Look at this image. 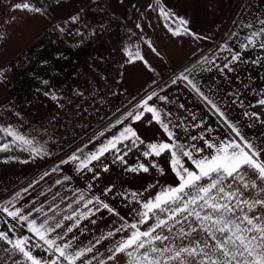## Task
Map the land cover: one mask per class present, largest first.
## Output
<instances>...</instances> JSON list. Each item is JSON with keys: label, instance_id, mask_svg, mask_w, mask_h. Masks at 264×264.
I'll use <instances>...</instances> for the list:
<instances>
[{"label": "snow or ice", "instance_id": "6c2138e0", "mask_svg": "<svg viewBox=\"0 0 264 264\" xmlns=\"http://www.w3.org/2000/svg\"><path fill=\"white\" fill-rule=\"evenodd\" d=\"M53 2L61 5V0ZM261 3L264 4V0ZM51 7L49 0H3L0 2V12L10 11L13 14L7 19L0 16V27L11 25L17 19L15 13L46 18ZM146 11H155L166 22L167 31L174 37L189 36L197 41L212 39L193 31L188 19L162 5L161 0H150ZM141 17L145 18L144 13H141ZM69 19L73 23L78 22L80 13ZM55 27L62 33L65 31L59 24ZM135 27L143 33L140 23ZM241 27L247 30L243 39H240V33H229L237 41V47L225 41L216 52L210 50L182 71L174 73L170 84L158 83L156 76L159 74L147 59L148 52L163 59L150 38L141 36L146 51H142L139 45L124 49L127 58L121 67L139 63L145 72L153 74L142 89L143 94L138 93V98L132 96L130 107L124 111L117 109L120 115L111 123L110 129L119 127L118 134L114 133L106 143L87 154L82 148L77 149L50 172H44L39 180L0 202V222L7 226L0 230V242L4 245L0 264H264V139L249 140L242 132L239 121L231 119L225 111L224 100L216 99L219 88L215 84V77L210 78L214 82L211 86L199 78L203 72H217L231 82L233 79L239 80V76L230 74L238 73L242 64L264 68V15L245 21ZM90 35L96 36L97 30L93 29ZM3 38V33H0V39ZM250 51H256L257 55L251 58L248 55ZM224 52L228 55H220ZM4 79L6 73L0 69V81ZM42 83L47 85L49 82L44 80ZM240 83L243 88H248L243 80ZM178 84L191 90L207 105L208 111L229 130L226 136L213 135L215 129L200 120L192 127L202 131L181 141L173 130L180 124L172 122L170 110L158 106L173 103L167 90ZM44 95L50 93L44 92ZM258 95L257 104L248 107L259 106L261 111L243 112V116L252 122L248 127H253L255 123L264 125V91ZM228 96L232 98V104L239 102L243 106L239 92H229ZM51 99L55 101L58 98L52 95ZM179 107L184 109L185 105L180 104ZM192 120H196L195 115ZM138 122L159 125L168 139L146 143L133 127ZM0 133L11 137L10 142L0 144V152H8L16 147L28 151L33 159L50 155L34 139L12 126H0ZM99 135L104 136L105 133L102 131ZM197 141H202V144ZM145 144L146 150L141 155L151 162L128 166L125 170L149 173L150 169H156L164 175L165 168L151 158L167 154L168 168L175 180L172 184L160 186L154 194L150 189L157 188L159 182L150 185L144 190L149 193L148 196L144 192L132 191L129 200L128 193H118L129 204L134 202L138 205L130 209L131 220L101 196L93 194L86 198L81 189L72 190L76 198L71 199L63 209L60 204L68 198L62 197L60 202H56L59 192L53 194L52 202L45 201L39 206L35 199L20 203L34 184L51 173L62 172L61 165L73 163L78 173L91 172V179L97 180L100 175L96 171L97 163L101 165V171H109L108 164L102 160L106 154H112L113 164L127 165L129 153L140 150V146ZM10 159L14 158L9 157L3 162L7 163ZM71 179V176L63 175L54 185ZM113 187H107L103 195L111 193ZM91 189L92 184L89 183L88 190ZM104 212L113 218L109 222V230L93 236L84 244L80 236L89 231L88 224L96 225L97 220H103ZM25 228L30 235L17 234L18 229ZM36 249H41L44 255L34 254Z\"/></svg>", "mask_w": 264, "mask_h": 264}, {"label": "rangeland", "instance_id": "374dc122", "mask_svg": "<svg viewBox=\"0 0 264 264\" xmlns=\"http://www.w3.org/2000/svg\"><path fill=\"white\" fill-rule=\"evenodd\" d=\"M84 1L88 2L87 55L85 42L83 45L79 43L80 54L68 51V56L57 58L55 73L54 66L50 65V67H44L47 72L40 73L39 80H36L32 73L23 75L14 71L11 75L12 80L39 81L41 85H43L42 81L53 79L55 75L57 85L50 89L41 87L26 90L28 96L31 95L29 91L34 92L35 104H29L31 102L29 100V102L19 103L21 110L19 116H14L10 112L2 122V126H12L28 138L34 139L50 155L33 159L28 151L22 152L16 147L8 152H0V162L9 157L14 158L7 162L8 169L6 167L0 169L1 178L6 181L5 184L0 183V202L6 201L17 191L39 180L44 172H50L62 159H67L77 149L82 148L87 154L95 151L102 143H106L114 133L118 134L119 127L110 129L111 123L120 115L117 109L124 111L130 107L131 97L137 96L138 93L142 95V89L153 76L152 73L145 72L139 63L135 66L121 67L127 58L124 49L139 45L142 51H146L141 36L150 38L163 57L160 59L150 52L147 54V59L159 74L157 79H170L174 71L178 69L182 71L192 64L193 59L191 60L190 56L196 51L218 46L229 33L246 31L241 27L245 19L251 21L257 15H264V4L261 0H161L162 5H166L179 16L188 19L193 31L212 38L208 41H197L189 36H172L165 27L166 22L159 18L155 11H146L150 0ZM141 13H144L145 18L141 17ZM83 16H86V11L83 12ZM137 23L143 26V33L135 27ZM93 29L97 30L96 36L90 35ZM80 55H83L82 60ZM27 57L25 59H29V65L33 66L35 59L32 53ZM12 64L17 66V59H14ZM15 90L23 92L19 87L14 88V92ZM44 92H49L50 95L45 96ZM114 92L117 95H113ZM15 94L14 98L17 100L18 95ZM52 95H56L58 99L52 100ZM14 104L11 101L8 106H5L6 110L14 107ZM139 126L133 125L136 130ZM102 131L105 133L104 136L99 135ZM0 137H3L0 139V144L11 141V137L3 133H0ZM138 154L143 160L141 152ZM129 156L131 153L126 157L128 163ZM113 158L111 153L102 158L103 163L109 166L108 172L101 171V165L96 164V171L100 173L97 180L91 179L93 175L91 172L78 173L73 163L61 165L62 172L51 173L38 184H34V187L29 189V193L24 194V199L20 203H29L35 199L36 205L39 206L45 201L52 202L53 194L59 192L56 202H60L62 197L68 198L60 204L63 209L71 199L76 198L72 190L81 189L86 198L93 194L101 196L106 202L115 206L121 215L131 220L130 209L138 205L134 202L129 204L118 194L129 192L127 171L125 176L119 173V167L128 164H113ZM23 160L29 162L21 163L20 161ZM18 165L23 166V172L22 169L17 170ZM63 175H69L72 179L61 185H54V182L62 179ZM16 178L19 184H13ZM89 183L92 184L91 191L88 190ZM113 185V191L104 196V190ZM74 207L77 206L74 205ZM103 215V220H97L96 225L88 224L89 231L80 236L84 244H87L93 236H99L109 230V222L113 218L107 212ZM0 226L3 227L2 222ZM24 234L30 235L26 228L20 229L19 235ZM100 250L103 251V248Z\"/></svg>", "mask_w": 264, "mask_h": 264}, {"label": "crops", "instance_id": "0c3cea01", "mask_svg": "<svg viewBox=\"0 0 264 264\" xmlns=\"http://www.w3.org/2000/svg\"><path fill=\"white\" fill-rule=\"evenodd\" d=\"M0 2H3V0H0ZM13 2H15V0H13ZM49 3L52 4V7L49 9V15L46 18L40 16L33 18L29 14L15 13L17 19L11 25H4L3 27H0V33H3L4 35V38L0 39V69H3V71L6 73V79L0 81V126H2L3 120L7 118L10 112L14 116H19L16 115V112L20 113L21 111L19 103L21 104L31 101L29 104H35L36 100L34 101V92L29 91L31 95L28 96L26 90H33L35 88L41 87L50 89L52 86L57 85V81L55 80L56 77H54L55 75L53 76V79H45L49 82L47 85H41L39 81L12 80L11 75L14 73V71L22 73L23 75L32 73L36 77V80H39L40 73L47 72L45 70L46 68L44 67H50V65H53L54 73L56 72L58 57L68 56V51L69 53L70 51H73L76 52L77 55L80 54V49L78 50L79 43L83 45V42H85L87 55V42L89 33V22L87 17L88 2H83V0H61V5H56L53 0H49ZM84 11H86L85 17L83 16ZM77 12L80 13V19L78 22L73 23L69 17L77 14ZM12 14L13 13L10 11L0 12V16H3L5 19H7V17ZM57 24L61 25L65 29L63 33L57 30L55 27ZM246 31L237 32L240 33V39H243ZM77 33H82L83 35H77ZM225 41L231 42L234 48L237 47V41L230 35H228L224 41L220 42L218 46ZM218 46L209 49H199L190 56V59H193L191 63H193L199 56L208 54L210 50L211 52H216ZM30 53H32L35 59L33 66L29 65V59H25ZM58 54L60 55L58 56ZM220 55L224 56L228 54L224 52ZM248 55L251 58H254L257 55V52L250 51ZM80 57L82 60L83 55H80ZM14 59H17V66H15L16 64H12ZM52 62H54V64H52ZM174 72L178 73L180 71L178 69ZM230 75L234 77L239 76V80L233 79L231 82H229L217 72H203L199 78H202L203 82H207L211 86L214 82L210 78L215 77V84L219 88V91L216 93V99L224 100L226 104L225 111L229 114L231 119L233 121H239V123L242 125V132H244L249 140L259 141L264 139V125L255 123L253 127H248V124L252 122L243 116V112L246 110L261 111L259 106L255 108H249L248 106L256 105L258 99L260 98L258 93L264 91V68L242 64L240 65V70L238 73ZM172 76L170 79L164 78V80H158L156 76V79L160 85L165 83L170 84ZM240 80H243L248 84L247 89L243 88ZM14 82L16 83L13 84ZM53 82H55V85H53ZM16 87H19L24 93L17 90H15L17 93L14 92V88ZM233 91L240 93L239 98L243 101V106H241L239 102L236 104H232L230 102L232 98L228 96V93ZM14 94L18 95L17 100L14 98ZM167 94L173 103H161L158 104V106L164 108L165 110H170L172 113V122L174 124H180V127L173 130L180 137L181 141H184L191 135L199 134L202 131L200 128L192 127V124L198 123L200 120L205 121L206 126L215 129L213 135L224 137L228 134L229 130L218 120L216 116L212 115L208 111L207 105H205L193 92H191V90L185 88L182 84L170 87L167 90ZM30 98H33V100ZM11 101L15 103L14 107L10 108V110H6L5 106H8ZM180 104H184L185 108L181 109L179 107ZM193 115L196 117L195 121L192 120ZM33 116L35 117L36 115ZM32 119L34 120L35 118ZM137 124L140 125L139 128H137V132L146 143L165 141L168 139L167 135L163 132L159 125L155 123L147 125L143 122H138L136 125ZM196 143L202 144V141H197ZM143 150H146V144L140 146V150H133V152H131L128 165L119 167L120 175H126L125 168L128 166H136L138 163L149 164L151 162L145 158L142 160V158L139 156L138 152H142ZM151 160H154L161 167L165 168V174L161 175L156 169H150L149 173L127 172L129 200L131 199L130 193L132 191L144 192L145 188H148L152 184H156L157 181L159 182L157 188L150 189L153 194L155 191L159 190L160 186L174 183L175 177L171 172V169L168 168L167 154L158 158L152 157ZM5 167L8 169L7 163L4 164L3 161L0 162V169ZM16 168L17 170L22 169L23 172V166L20 167V165H18ZM0 183H6V181L1 178V173ZM14 183L19 184L17 178L14 180L13 184ZM148 194V192H144L145 196H148ZM6 227V225H3V227L0 226V230ZM19 233L20 229H18V235ZM3 247L4 245L2 242H0V255H3ZM36 250L34 254L44 255L41 249L40 252L38 251L39 253Z\"/></svg>", "mask_w": 264, "mask_h": 264}]
</instances>
